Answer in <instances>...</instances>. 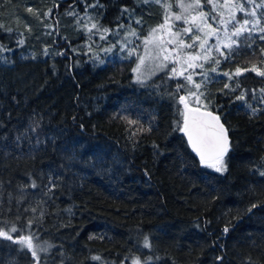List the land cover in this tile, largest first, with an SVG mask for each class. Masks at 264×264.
Wrapping results in <instances>:
<instances>
[{"label": "trees", "instance_id": "16d2710c", "mask_svg": "<svg viewBox=\"0 0 264 264\" xmlns=\"http://www.w3.org/2000/svg\"><path fill=\"white\" fill-rule=\"evenodd\" d=\"M256 1L236 15L254 21L213 51L203 104L193 106L228 131L224 173L201 163L182 130L181 97L192 92L184 78L165 71L141 85L118 54L95 64L83 34L57 27L49 53L0 27V231L13 237L0 236V264H264V0ZM199 3L212 11L210 0ZM11 5L21 1L0 0V14ZM95 5L102 28L141 36L165 13L159 0H59L55 14ZM29 237L31 249L18 242Z\"/></svg>", "mask_w": 264, "mask_h": 264}, {"label": "rangeland", "instance_id": "374dc122", "mask_svg": "<svg viewBox=\"0 0 264 264\" xmlns=\"http://www.w3.org/2000/svg\"><path fill=\"white\" fill-rule=\"evenodd\" d=\"M20 1L21 5H11L0 14V27L17 31L20 37L16 40L18 43H24L25 38H36L42 42L45 52L53 53L49 41L55 35L57 27L64 33L83 34L81 48L91 56L95 64H101L104 59L115 54L131 60L134 79L138 84L144 85L165 71L184 78L192 88L186 98L187 105L191 107L203 104L202 86L211 76L208 61L212 58L213 51L221 48L226 43L225 38L233 37L236 29L244 24L237 22L236 15L242 12L247 16L251 14L247 8L254 10L253 6L261 7L256 0L251 3L248 0H210V11L200 3L186 9L180 7L183 1L159 0L165 10L163 21L158 25L144 27L145 35L141 36L136 29L130 27H119L113 31L102 28L98 16L100 5L91 6L85 13L66 12L63 17L60 12L55 14L59 0ZM149 1L140 0V3L147 4ZM183 4L196 5V0ZM177 15L182 19L177 20ZM129 16L132 19L134 15L130 13ZM256 16L260 21V15H254V19ZM192 17H196V20L192 21ZM136 20L141 26L144 25L140 19ZM246 20L254 21L250 17ZM4 34L8 37L7 44L14 41L13 35ZM78 47L80 46L76 47L77 50ZM138 66L139 70L136 71ZM188 76L192 78L190 81L186 79ZM212 163L214 161L204 165ZM223 163L226 166L224 160ZM209 168L216 171L214 167Z\"/></svg>", "mask_w": 264, "mask_h": 264}, {"label": "snow or ice", "instance_id": "6c2138e0", "mask_svg": "<svg viewBox=\"0 0 264 264\" xmlns=\"http://www.w3.org/2000/svg\"><path fill=\"white\" fill-rule=\"evenodd\" d=\"M248 2L251 3L252 0H248ZM198 5L199 0H196V5L185 6L183 3H181L180 7L187 9ZM238 7L243 10L242 6L238 5ZM29 11H31V9H29ZM252 14L255 15V12H253ZM175 18L177 20L182 19L180 15H177ZM191 19L192 21H195L196 17H192ZM248 23L249 22L247 20L244 21V25ZM244 25H241L236 29L234 33L235 36H240L241 33L246 30ZM93 27H95V25H93ZM161 27H163V25H161ZM189 30L190 29H185V31ZM261 31H264V29H261ZM229 39L231 40V38ZM234 43H236V41H231L228 47L231 48L232 44ZM201 47H203V45H201ZM2 49L3 46L0 45V50ZM138 70L139 66L137 67L136 71ZM173 71L175 70L173 69ZM213 71H215V69H213ZM237 71L239 72V69ZM225 75H227V73H225ZM260 75H264V72L260 73ZM186 79L190 81L192 78L191 76H188ZM225 86L227 87V85ZM179 87L180 86H178V88ZM196 87H199V85H196ZM237 99L244 100L245 96L241 94L237 97ZM181 100H183V97H181ZM185 107L187 108V105H185ZM249 107L251 106L249 105ZM188 112L191 113V115H185L182 130L187 135L190 145L199 154L202 162L206 163L207 159L210 158L214 161V163L208 164L209 167H214L218 172L226 171V166L223 163V157L229 149V141L227 138V130L224 128V125L220 123V117L214 116L210 112L201 113L198 109H189ZM32 187H36L34 182L32 184ZM10 231L15 232L16 228L12 227ZM227 231L228 229L225 228V232ZM0 236L10 240L13 239L12 236L8 235V233L4 231H0ZM18 242L24 243L29 249L33 247L30 237L21 238V241ZM145 244L146 246H148L147 240L145 241ZM32 254L33 256H35L36 251L33 250ZM93 259L98 260L100 259V257H94ZM136 264H139V261H136Z\"/></svg>", "mask_w": 264, "mask_h": 264}, {"label": "water", "instance_id": "95a60500", "mask_svg": "<svg viewBox=\"0 0 264 264\" xmlns=\"http://www.w3.org/2000/svg\"><path fill=\"white\" fill-rule=\"evenodd\" d=\"M182 102H183V106H184V112H185V115H186V114H187V115H191V113L188 112L189 109H198L199 112H201V113L210 112V113H212L214 116H218V115H217L215 112H213V111H210V110H204V109H201V108H198V107H191V106H188V105H187V102H186L185 99H183ZM185 105H187V108L185 107ZM220 123L223 124V122L221 121V119H220ZM223 125H224V124H223ZM224 128L226 129L225 125H224ZM226 130H227V129H226ZM185 135H186V134H185ZM186 138H187V140H188L187 135H186ZM227 138H228V141H229V148H230V139H229L228 131H227ZM188 143H189V141H188ZM189 145H190V143H189ZM190 147H191V149L194 151V153L198 156V158L200 159L199 154H198V153L192 148L191 145H190ZM228 151H229V149H228ZM228 151H227V153H228ZM227 153H226L224 156H226ZM200 161H201V159H200ZM211 161H213V160L210 159V158L207 159V162H211ZM201 162H202V161H201Z\"/></svg>", "mask_w": 264, "mask_h": 264}, {"label": "bare ground", "instance_id": "6f19581e", "mask_svg": "<svg viewBox=\"0 0 264 264\" xmlns=\"http://www.w3.org/2000/svg\"><path fill=\"white\" fill-rule=\"evenodd\" d=\"M211 162H212V161H211ZM201 163L205 164V162H201ZM206 163H210V162H206Z\"/></svg>", "mask_w": 264, "mask_h": 264}]
</instances>
